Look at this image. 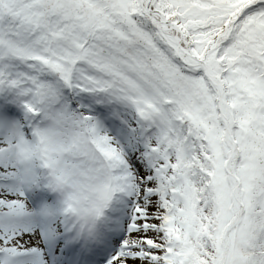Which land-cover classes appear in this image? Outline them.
<instances>
[{"label": "snow or ice", "instance_id": "snow-or-ice-1", "mask_svg": "<svg viewBox=\"0 0 264 264\" xmlns=\"http://www.w3.org/2000/svg\"><path fill=\"white\" fill-rule=\"evenodd\" d=\"M0 264H264V0H0Z\"/></svg>", "mask_w": 264, "mask_h": 264}]
</instances>
